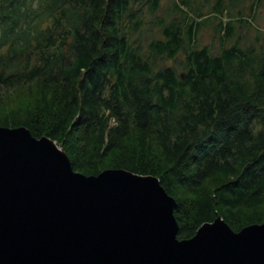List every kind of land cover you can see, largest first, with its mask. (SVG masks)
<instances>
[{"label":"trees","instance_id":"obj_1","mask_svg":"<svg viewBox=\"0 0 264 264\" xmlns=\"http://www.w3.org/2000/svg\"><path fill=\"white\" fill-rule=\"evenodd\" d=\"M263 9L264 0H0V125L56 139L87 174L159 176L176 198L180 238L219 214L236 230L263 222Z\"/></svg>","mask_w":264,"mask_h":264},{"label":"water","instance_id":"obj_2","mask_svg":"<svg viewBox=\"0 0 264 264\" xmlns=\"http://www.w3.org/2000/svg\"><path fill=\"white\" fill-rule=\"evenodd\" d=\"M175 203L155 174H87L56 139L0 125V264H264V221L219 214L180 238Z\"/></svg>","mask_w":264,"mask_h":264},{"label":"rangeland","instance_id":"obj_3","mask_svg":"<svg viewBox=\"0 0 264 264\" xmlns=\"http://www.w3.org/2000/svg\"><path fill=\"white\" fill-rule=\"evenodd\" d=\"M212 4H214V3H209L208 4V8L211 7ZM262 12L264 13V9L262 10ZM174 14L175 13H173L171 15H174ZM258 21L260 22V24H264V16L258 17ZM237 31L238 32H242L243 34H245V36H246V38H248V40H252L253 39V35H247V31L245 32L244 30H241V28H239V27H237ZM213 32H214V28L212 26L208 25L207 27H205L203 29V31L201 32L202 41L205 42V43L212 41ZM216 38H217V36H216ZM215 44H216L215 45L216 47L220 46L218 39L215 40ZM59 144H61V143H59Z\"/></svg>","mask_w":264,"mask_h":264}]
</instances>
